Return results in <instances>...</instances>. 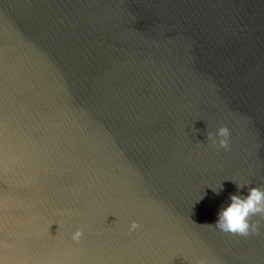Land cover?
Returning a JSON list of instances; mask_svg holds the SVG:
<instances>
[{"label": "water", "instance_id": "95a60500", "mask_svg": "<svg viewBox=\"0 0 264 264\" xmlns=\"http://www.w3.org/2000/svg\"><path fill=\"white\" fill-rule=\"evenodd\" d=\"M250 187L264 0H0V264H264Z\"/></svg>", "mask_w": 264, "mask_h": 264}, {"label": "clouds", "instance_id": "9594fccd", "mask_svg": "<svg viewBox=\"0 0 264 264\" xmlns=\"http://www.w3.org/2000/svg\"><path fill=\"white\" fill-rule=\"evenodd\" d=\"M230 129L227 126H220L216 133L209 132L207 138L217 149L228 150L230 148ZM237 189L243 186L237 185ZM259 216L264 219V188L250 187L246 195L230 196V203L222 207L218 213V219L214 226L224 233L247 237L259 234L258 223L252 222V217ZM140 227L138 222L132 221L129 232ZM83 236V231L77 229L72 233V240L79 242Z\"/></svg>", "mask_w": 264, "mask_h": 264}]
</instances>
